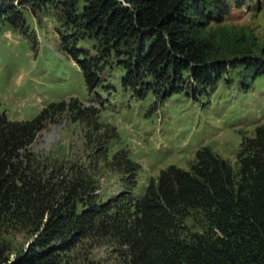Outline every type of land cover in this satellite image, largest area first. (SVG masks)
<instances>
[{
  "label": "trees",
  "instance_id": "trees-1",
  "mask_svg": "<svg viewBox=\"0 0 264 264\" xmlns=\"http://www.w3.org/2000/svg\"><path fill=\"white\" fill-rule=\"evenodd\" d=\"M39 1L18 0L21 6ZM49 5L61 8L60 20L75 27L63 45L81 66L90 92L103 85L101 73L110 60L122 71V85L142 98L203 95L225 68L224 61L212 59L214 43L199 39L196 27L211 21V8L221 18L228 14L226 0H55ZM5 14L14 28L23 25L18 14ZM85 38L96 43L95 55L79 47ZM76 102L82 117L99 112ZM58 106L66 103H51L29 121H12L0 107V223L34 228L37 234L14 259L0 240V264H72L67 252L81 238L101 232L120 240L131 264H264V127L242 146L237 170L204 147L190 170L168 166L141 197L128 188L113 200H100L92 197L97 186L85 170L68 163L50 170L30 150L47 112ZM111 161L130 184L135 182L138 167L127 153L117 151ZM119 201L130 209L113 211L124 209ZM194 210L205 212L219 233L185 239L181 228Z\"/></svg>",
  "mask_w": 264,
  "mask_h": 264
},
{
  "label": "rangeland",
  "instance_id": "rangeland-1",
  "mask_svg": "<svg viewBox=\"0 0 264 264\" xmlns=\"http://www.w3.org/2000/svg\"><path fill=\"white\" fill-rule=\"evenodd\" d=\"M51 1L21 6L18 0H0V20L5 12L15 13L23 24L14 28L3 19L0 27L1 110L12 121H29L51 103H66L47 112L30 145L46 167L57 171L68 163L75 171L85 170L97 186L92 197L100 200H113L128 188L133 197H141L168 166L190 170L196 152L204 147L238 169L242 146L264 127V72L255 70L264 69V0H226L229 13L222 18L211 8L213 18L196 27V36L212 41V59L225 62L220 79L203 95L182 92L164 99L152 93L142 98L125 88L115 60L101 73L103 85L90 92L81 66L63 45L64 36L75 27L60 20L63 11L49 5ZM78 45L96 54L93 38ZM74 100L81 109L93 106L99 112L82 117ZM120 150L138 167L133 184L111 161ZM128 205L113 211L119 214L130 209ZM33 229L0 223V240L9 247L11 259L35 240ZM181 233L189 241L219 232L205 212L194 210ZM125 249L113 233L101 232L81 238L66 258L72 264H131Z\"/></svg>",
  "mask_w": 264,
  "mask_h": 264
}]
</instances>
